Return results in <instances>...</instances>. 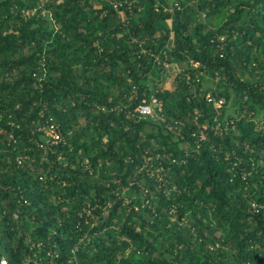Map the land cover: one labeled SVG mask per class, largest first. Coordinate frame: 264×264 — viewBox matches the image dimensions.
<instances>
[{"label": "trees", "instance_id": "16d2710c", "mask_svg": "<svg viewBox=\"0 0 264 264\" xmlns=\"http://www.w3.org/2000/svg\"><path fill=\"white\" fill-rule=\"evenodd\" d=\"M1 258L264 264V0H0Z\"/></svg>", "mask_w": 264, "mask_h": 264}, {"label": "built area", "instance_id": "2783aa9c", "mask_svg": "<svg viewBox=\"0 0 264 264\" xmlns=\"http://www.w3.org/2000/svg\"><path fill=\"white\" fill-rule=\"evenodd\" d=\"M206 99L208 101H212L209 94L206 95ZM155 103H156L155 99H152L151 104H146L145 102H143L141 105L137 107L136 111L138 112L140 116L151 115L153 112L152 104H155ZM221 103L222 101H217L214 103V106L219 107ZM40 129L41 131L45 133V135H47L50 139H52L54 143H57L58 141L61 140V135L54 126L49 125V127L47 126L45 127V129H42V128ZM203 138H204L203 135H201V139ZM0 264H7V261L4 258H1Z\"/></svg>", "mask_w": 264, "mask_h": 264}, {"label": "rangeland", "instance_id": "374dc122", "mask_svg": "<svg viewBox=\"0 0 264 264\" xmlns=\"http://www.w3.org/2000/svg\"><path fill=\"white\" fill-rule=\"evenodd\" d=\"M179 71H180V68L177 65H172L169 68H167L165 80L162 83H160L159 86L164 91L171 90L172 84H173V80H174L175 76L178 74ZM45 127H42V129H45ZM37 130L39 132H41V129L39 127L37 128Z\"/></svg>", "mask_w": 264, "mask_h": 264}]
</instances>
